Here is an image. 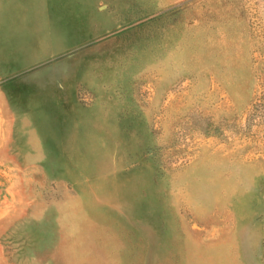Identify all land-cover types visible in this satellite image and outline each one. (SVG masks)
<instances>
[{
    "label": "rangeland",
    "instance_id": "rangeland-1",
    "mask_svg": "<svg viewBox=\"0 0 264 264\" xmlns=\"http://www.w3.org/2000/svg\"><path fill=\"white\" fill-rule=\"evenodd\" d=\"M0 264H264V0H0Z\"/></svg>",
    "mask_w": 264,
    "mask_h": 264
}]
</instances>
